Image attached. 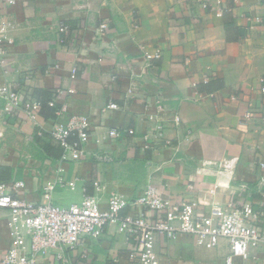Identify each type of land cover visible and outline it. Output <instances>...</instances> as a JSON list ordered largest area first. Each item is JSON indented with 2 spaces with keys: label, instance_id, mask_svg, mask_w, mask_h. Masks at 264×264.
Returning a JSON list of instances; mask_svg holds the SVG:
<instances>
[{
  "label": "crops",
  "instance_id": "crops-1",
  "mask_svg": "<svg viewBox=\"0 0 264 264\" xmlns=\"http://www.w3.org/2000/svg\"><path fill=\"white\" fill-rule=\"evenodd\" d=\"M8 13L14 44L0 83L20 80L34 97L36 89H73L63 100L91 120L87 155L62 163L77 186L56 190L55 202L95 194L98 180L104 205L113 192L133 199L153 184L177 200L249 198L264 211V0H212L207 8L199 0H17ZM226 21L236 38H227ZM157 48L162 57L148 62L145 52ZM112 101L118 108L106 109ZM250 108L254 116L242 124ZM55 121V113H41L38 124L7 119L0 102V180L24 179L21 198L43 201V177L61 164L62 147L37 134ZM113 127L135 135L115 142ZM7 215L0 211V257L12 242ZM132 247L128 234L106 225L88 256L82 247L64 249L66 261L49 256L39 264H136ZM156 250L165 264H224L229 252L225 242L210 248L187 234L158 235ZM238 264H264V244Z\"/></svg>",
  "mask_w": 264,
  "mask_h": 264
},
{
  "label": "built area",
  "instance_id": "built-area-1",
  "mask_svg": "<svg viewBox=\"0 0 264 264\" xmlns=\"http://www.w3.org/2000/svg\"><path fill=\"white\" fill-rule=\"evenodd\" d=\"M211 1L199 0L205 8L211 5ZM16 3L17 0H0V66L8 65V51L14 44L11 34L14 22L8 11ZM105 27V23L100 26L101 30ZM59 29L64 32V37H60L64 42L69 27L62 23ZM145 57L148 62L160 59L162 51L157 48L145 52ZM72 71V77H75L77 68ZM259 79L264 94V76ZM71 91L73 89H56L49 101L50 106L56 107V121L48 131L41 128L37 133L63 149L61 164L52 174L50 172L51 175L43 177L41 189L44 200L31 201L18 195L26 185L24 179L0 180V211L8 212L7 225L12 237L10 247L0 257V264H39L41 259L49 256L66 261L64 249L74 251L81 247L82 255L86 257L87 245L100 238L106 225H116L119 232L129 235L133 247L128 257L136 264H165L156 250L158 235L176 240L181 234H187L197 244L210 248L225 242L229 252L224 264H238V259L246 261L253 257L255 250L264 244V230L260 226L264 211L254 210L249 198L241 202L231 199L212 204L195 198L177 200L159 187L148 184L133 199L113 192L104 205L103 198L98 196L101 183L95 180V194L85 195L80 201L68 205L55 202L56 190L76 188L77 180L66 177L63 164L84 158L91 137L90 117L70 112L63 100ZM0 102L5 118L20 117L39 123L42 101L24 90L22 81L0 83ZM116 108L118 105L113 101L106 106V109ZM253 116L254 109L250 108L241 117V123L246 124ZM150 117L153 118L152 115ZM108 133L111 140L127 144L128 134L135 135V130L113 127ZM144 140L148 141L145 145L149 147L147 135ZM258 166L264 170V161L261 160Z\"/></svg>",
  "mask_w": 264,
  "mask_h": 264
},
{
  "label": "trees",
  "instance_id": "trees-1",
  "mask_svg": "<svg viewBox=\"0 0 264 264\" xmlns=\"http://www.w3.org/2000/svg\"><path fill=\"white\" fill-rule=\"evenodd\" d=\"M226 31H227V38L228 39H232V38H236L233 36V32H238L237 28H235V26L233 24H230L229 21H226ZM42 90H35V95L38 97L39 100L42 101V111L41 113H43V115L45 117H50V116H53L55 111H56V107H52L49 105V101L53 98V92H45L43 95L42 94ZM54 149V152H55V156H58V150L56 151L55 148Z\"/></svg>",
  "mask_w": 264,
  "mask_h": 264
}]
</instances>
